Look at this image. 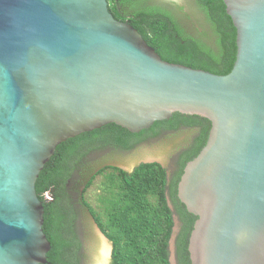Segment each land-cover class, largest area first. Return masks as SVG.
<instances>
[{
  "label": "water",
  "instance_id": "water-1",
  "mask_svg": "<svg viewBox=\"0 0 264 264\" xmlns=\"http://www.w3.org/2000/svg\"><path fill=\"white\" fill-rule=\"evenodd\" d=\"M224 3L237 57L217 75L163 60L108 0H0V264L48 263L36 185L59 145L110 124L140 133L175 113L211 122L178 183L198 218L191 264H264V0Z\"/></svg>",
  "mask_w": 264,
  "mask_h": 264
},
{
  "label": "trees",
  "instance_id": "trees-1",
  "mask_svg": "<svg viewBox=\"0 0 264 264\" xmlns=\"http://www.w3.org/2000/svg\"><path fill=\"white\" fill-rule=\"evenodd\" d=\"M108 1L115 18L136 28L163 60L217 75L232 71L237 57V29L224 0H186L187 6L173 1L164 5L157 0ZM187 128H198V135L182 153L179 170L170 181L166 169L156 162L141 164L133 173L106 168L85 187L81 202L113 244L110 264H172L170 241L175 220L171 201L183 221L177 239V264H191L189 242L198 218L179 199L178 183L187 163L206 145L211 122L180 113L140 133L110 124L58 146L36 185L45 207L44 231L52 245L47 264H83V243L76 233L77 206L68 185L93 150L108 145L130 150L163 130L173 131L178 137ZM104 172L109 174L104 177L100 204L92 207L95 215L85 196ZM76 185L80 188L81 181Z\"/></svg>",
  "mask_w": 264,
  "mask_h": 264
},
{
  "label": "rangeland",
  "instance_id": "rangeland-1",
  "mask_svg": "<svg viewBox=\"0 0 264 264\" xmlns=\"http://www.w3.org/2000/svg\"><path fill=\"white\" fill-rule=\"evenodd\" d=\"M189 136H190L189 133H185V132H183L182 135L178 137L174 136V133H166V134L164 133L157 138L146 140V142H144L143 144H140L139 146L137 145V147H135L132 151H130L128 155H124V156L118 154L114 155V159L117 160L124 159L126 165H128V167L130 166L132 167L135 164L134 162H136V160L140 158L142 155L157 152V154L160 155V157H162V159L165 161L167 167H171L170 159H171L172 150L175 149L177 145L187 142ZM107 161L108 160L104 159L102 162L105 163ZM103 163L101 164L97 163V164L98 166H100ZM83 168H84V164L81 167V170H83ZM129 170L132 171V169ZM107 174L109 173L104 172L100 176H98L94 181L93 186L87 191L85 196L87 206H89L93 210V213L95 215H97V212L93 208L97 207L99 203L98 200L100 199V196L104 191L103 190L104 177ZM87 178H81L80 180L81 184ZM90 181H91L90 178H88L86 183ZM84 184H82L80 188L74 182L72 185L68 186L69 195L72 197V201H74L77 206L76 233L80 239V242L83 243L82 260H83V264H103L101 263L104 259L102 255V246L105 242L109 247H111L112 242L110 241V239L106 241L100 235V233H98V231L96 230V222L93 220L91 214L88 212V210L83 206L81 202L82 198H81L80 189ZM50 196H51L50 194H47L46 196L47 199H50ZM171 253H174V249L171 250ZM172 256L173 255L171 254L170 259L172 258ZM111 261H112V257L108 259V264H110Z\"/></svg>",
  "mask_w": 264,
  "mask_h": 264
},
{
  "label": "flooded vegetation",
  "instance_id": "flooded-vegetation-1",
  "mask_svg": "<svg viewBox=\"0 0 264 264\" xmlns=\"http://www.w3.org/2000/svg\"><path fill=\"white\" fill-rule=\"evenodd\" d=\"M178 2L180 4V6H184V5H188L186 3V0H157L158 3H162V5L165 4V2ZM185 130V133H189V138L187 140V142L185 143H182L180 145H177L175 149L172 150V153H171V159H170V162H171V167H167L165 161L162 159V157H160V155L156 153H151V154H146V155H142L140 158H138L136 160V162H134V166H130L128 167V165H126L125 163V160L123 159H114V155H128V153L130 151H132L135 147H137V145L139 146L140 144H143L144 142H146V140H150V139H154V138H157L159 136H161V134H166V133H173V131H166V130H163L161 131L159 134H157L155 137H151V138H147L145 139L143 142L137 144L133 149H130V150H127V149H124V148H121V147H116V146H110L108 145L107 147H100V148H97L98 150H93L90 155H88L86 158H85V161H84V168L83 170L80 169V171H77L74 173L72 179L70 180L71 182V185L74 183H76L77 181L81 180V178H90V180L93 178V176H95L97 173H99L100 171L106 169V168H111V167H116V168H119V169H122L126 172H129V173H133L135 171V169L140 165V163L147 159V158H154L156 163H159L161 164L167 171V174H168V179L169 181L172 179V177L178 172L179 170V161H180V157L182 155V153L186 150H188V148H190L198 133V128L196 129H184ZM182 135V134H181ZM113 156V157H112ZM109 157V158H107ZM106 159L108 160L107 162L103 163L102 161ZM111 160V161H109ZM101 164L103 163L102 165L98 166V164ZM98 166V167H97ZM97 167V168H96ZM96 168V169H95ZM129 169H132L129 170ZM86 175V176H84ZM90 176V177H89ZM88 178L82 183L84 184L82 186V188L80 189V192L82 193L85 189V187L88 185V183H86V181L88 180ZM81 184V185H82ZM69 186V185H68ZM169 204L172 208V210L174 211V220H175V226H174V229L177 228V234L175 236V244H174V249H175V256L177 257V239H178V236L183 228V221L180 217V215L177 213V211L175 210L174 206L172 205L171 201H169ZM92 216V215H91ZM176 216V218H175ZM93 220L96 222L95 218L92 217ZM194 225H195V222H194ZM194 225H193V229H194ZM97 227H99L98 223L96 222V230H97ZM101 230V228H100ZM92 231V230H91ZM102 231V230H101ZM193 231V230H192ZM88 232V230H87ZM103 233V231H102ZM93 234V233H92ZM104 234V233H103ZM174 234V232H173ZM105 235V234H104ZM173 236V235H172ZM172 239V238H171ZM113 245V244H112ZM171 245V243H170ZM171 247V246H170ZM170 252H171V249H170ZM113 253V251H112ZM96 261V260H95ZM176 264H177V258H176Z\"/></svg>",
  "mask_w": 264,
  "mask_h": 264
},
{
  "label": "bare ground",
  "instance_id": "bare-ground-1",
  "mask_svg": "<svg viewBox=\"0 0 264 264\" xmlns=\"http://www.w3.org/2000/svg\"><path fill=\"white\" fill-rule=\"evenodd\" d=\"M108 252H109V247L106 243H104L102 246V253H103L104 259L108 257Z\"/></svg>",
  "mask_w": 264,
  "mask_h": 264
},
{
  "label": "clouds",
  "instance_id": "clouds-1",
  "mask_svg": "<svg viewBox=\"0 0 264 264\" xmlns=\"http://www.w3.org/2000/svg\"><path fill=\"white\" fill-rule=\"evenodd\" d=\"M106 236V235H105ZM107 237V236H106Z\"/></svg>",
  "mask_w": 264,
  "mask_h": 264
}]
</instances>
